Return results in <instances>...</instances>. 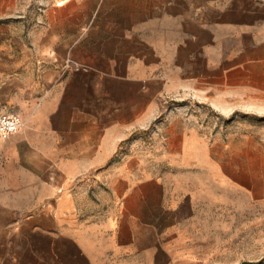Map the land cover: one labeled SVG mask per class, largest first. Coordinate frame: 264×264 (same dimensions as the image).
I'll return each mask as SVG.
<instances>
[{
  "label": "crops",
  "instance_id": "0c3cea01",
  "mask_svg": "<svg viewBox=\"0 0 264 264\" xmlns=\"http://www.w3.org/2000/svg\"><path fill=\"white\" fill-rule=\"evenodd\" d=\"M186 94L264 111V0H0V264H216L201 193L249 133Z\"/></svg>",
  "mask_w": 264,
  "mask_h": 264
},
{
  "label": "rangeland",
  "instance_id": "374dc122",
  "mask_svg": "<svg viewBox=\"0 0 264 264\" xmlns=\"http://www.w3.org/2000/svg\"><path fill=\"white\" fill-rule=\"evenodd\" d=\"M175 103L211 132L219 126L224 130L228 123L233 134L241 124L243 130L247 126V150L227 151L221 158L223 173L232 182L218 183L215 190L202 187L201 196L206 199L200 208L216 210L217 216L209 218L211 224L216 220L218 226H232L231 241L225 247L220 240L224 233H216V264H264V111H239L230 105L226 113H221L187 94L178 96Z\"/></svg>",
  "mask_w": 264,
  "mask_h": 264
},
{
  "label": "built area",
  "instance_id": "2783aa9c",
  "mask_svg": "<svg viewBox=\"0 0 264 264\" xmlns=\"http://www.w3.org/2000/svg\"><path fill=\"white\" fill-rule=\"evenodd\" d=\"M21 124V117L17 113L0 112V137L6 138L17 132Z\"/></svg>",
  "mask_w": 264,
  "mask_h": 264
}]
</instances>
